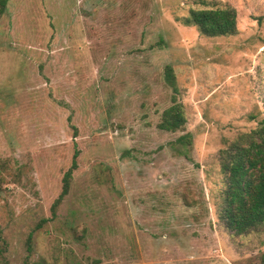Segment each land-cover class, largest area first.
<instances>
[{
	"label": "rangeland",
	"instance_id": "obj_1",
	"mask_svg": "<svg viewBox=\"0 0 264 264\" xmlns=\"http://www.w3.org/2000/svg\"><path fill=\"white\" fill-rule=\"evenodd\" d=\"M201 1L233 10L237 34L185 25L200 0L8 1L0 264H264V225L236 235L219 214V151L264 123V0ZM166 65L183 132L158 128ZM67 116L77 170L52 215L73 151Z\"/></svg>",
	"mask_w": 264,
	"mask_h": 264
},
{
	"label": "trees",
	"instance_id": "obj_2",
	"mask_svg": "<svg viewBox=\"0 0 264 264\" xmlns=\"http://www.w3.org/2000/svg\"><path fill=\"white\" fill-rule=\"evenodd\" d=\"M8 1L0 0V19L5 14ZM200 5L204 8L189 9L187 17L183 19L185 25L194 26L207 38L237 34L236 15L233 10L206 8V3L201 0ZM163 79L173 93L170 106L161 113L158 128L169 133L183 132L186 118L182 105L176 100V78L170 65L164 67ZM66 122L72 130L73 151L70 165L62 176L61 191L50 208L52 215L67 196L73 173L77 170V128L72 125L71 116H67ZM190 142L189 134L178 137L175 144L181 149L178 148L177 152L187 157L186 149ZM219 161L220 171L225 177V191L219 214L225 228L236 235H243L264 225V123L249 133L239 135L226 149L220 150ZM30 245L31 234L26 240L27 251H30Z\"/></svg>",
	"mask_w": 264,
	"mask_h": 264
}]
</instances>
